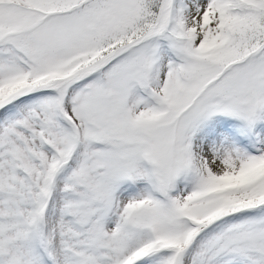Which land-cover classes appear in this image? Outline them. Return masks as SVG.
<instances>
[{"label": "snow or ice", "instance_id": "obj_1", "mask_svg": "<svg viewBox=\"0 0 264 264\" xmlns=\"http://www.w3.org/2000/svg\"><path fill=\"white\" fill-rule=\"evenodd\" d=\"M0 264H264V0H0Z\"/></svg>", "mask_w": 264, "mask_h": 264}]
</instances>
